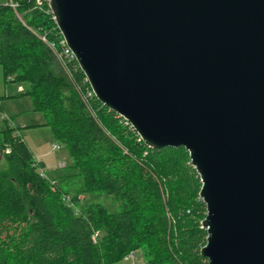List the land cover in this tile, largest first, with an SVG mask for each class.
<instances>
[{
	"label": "water",
	"instance_id": "water-1",
	"mask_svg": "<svg viewBox=\"0 0 264 264\" xmlns=\"http://www.w3.org/2000/svg\"><path fill=\"white\" fill-rule=\"evenodd\" d=\"M96 99L197 171L208 264H264V0H48Z\"/></svg>",
	"mask_w": 264,
	"mask_h": 264
},
{
	"label": "trees",
	"instance_id": "trees-1",
	"mask_svg": "<svg viewBox=\"0 0 264 264\" xmlns=\"http://www.w3.org/2000/svg\"><path fill=\"white\" fill-rule=\"evenodd\" d=\"M14 2L16 10L0 3V66L11 82L28 86L35 111L69 150L83 192L112 195L121 210L81 205L80 195L71 207L40 176L45 166L18 129L0 120V155L9 147L11 165L0 173V264H118L141 249L147 264H208L201 254L207 208L189 153L149 148L96 98L91 113L77 92L85 86L78 63L66 60L64 69L42 40H62L49 2Z\"/></svg>",
	"mask_w": 264,
	"mask_h": 264
},
{
	"label": "rangeland",
	"instance_id": "rangeland-1",
	"mask_svg": "<svg viewBox=\"0 0 264 264\" xmlns=\"http://www.w3.org/2000/svg\"><path fill=\"white\" fill-rule=\"evenodd\" d=\"M10 0H0V3L9 4ZM28 86L11 82L0 66V120H6L9 125L18 129L20 136L35 157L36 164L42 162L45 174L53 188L59 187L66 196L73 198L76 195L82 204H94L106 209L110 213L121 210V203L114 196L107 193H84V182L81 178L73 177L78 171L73 168V160L69 150L59 143L52 129L45 126V114L35 111L33 100L26 95ZM22 91L24 93H22ZM59 147V149H56ZM0 155V173L11 170L6 154ZM34 166V165H33ZM135 254L134 260L129 256ZM118 264H147L145 250L141 249L129 254Z\"/></svg>",
	"mask_w": 264,
	"mask_h": 264
},
{
	"label": "built area",
	"instance_id": "built-area-1",
	"mask_svg": "<svg viewBox=\"0 0 264 264\" xmlns=\"http://www.w3.org/2000/svg\"><path fill=\"white\" fill-rule=\"evenodd\" d=\"M47 1L48 0H36V3H37L38 6H41L43 2H47ZM9 5L14 10H16L17 7H18V4L15 3L14 0H10ZM42 40L49 45L50 49L56 55L58 61L60 62V64L62 65V67L64 69H67L66 60L68 62L76 61L75 55L73 54L71 49L68 47L67 42H66V40L64 39L63 36H62L61 42L58 45L54 44V43H48L46 38H42ZM84 83H85V86L84 87H78L77 88V92L82 97V100H83L84 104L87 106V108L91 111V113H93V110L91 108V102H92V99L96 98V95H95V93H94V91H93V89H92V87H91V85L89 83V80L87 79L86 76H85V79H84ZM121 118L123 119V122H124L125 125L130 126L131 128H133L132 125L127 120H125L123 117H121ZM56 149H59V147H56ZM39 174H40V176L42 178H44L46 180L48 179L46 177L45 170H40ZM64 201L66 203H68L71 207L75 208L76 205H75L74 201L72 200V198L70 196H64ZM98 239H99V233H95V235L93 236V241L97 242ZM129 258L134 260L135 254H132L131 256H129Z\"/></svg>",
	"mask_w": 264,
	"mask_h": 264
},
{
	"label": "crops",
	"instance_id": "crops-1",
	"mask_svg": "<svg viewBox=\"0 0 264 264\" xmlns=\"http://www.w3.org/2000/svg\"><path fill=\"white\" fill-rule=\"evenodd\" d=\"M22 93H24V92L22 91Z\"/></svg>",
	"mask_w": 264,
	"mask_h": 264
}]
</instances>
